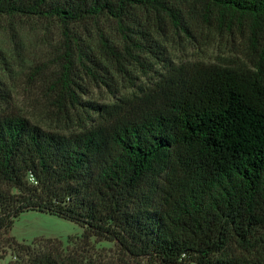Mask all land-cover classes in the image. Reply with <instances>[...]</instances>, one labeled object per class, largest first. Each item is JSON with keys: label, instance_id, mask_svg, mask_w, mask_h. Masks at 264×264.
<instances>
[{"label": "trees", "instance_id": "obj_1", "mask_svg": "<svg viewBox=\"0 0 264 264\" xmlns=\"http://www.w3.org/2000/svg\"><path fill=\"white\" fill-rule=\"evenodd\" d=\"M183 1L0 0V16L64 28L62 75L50 90L72 110L81 103L80 73L98 79L91 65L100 67L101 59H137L133 52L143 45L131 26L167 19L177 28L173 3ZM189 1L206 18L228 14L229 22L248 18L252 33L264 29V0ZM101 17L116 22L121 38L104 41L96 55L81 49L71 28ZM138 100L113 119L69 134L0 116V250L12 246L15 264H111L78 250L64 253L55 239L23 249L3 238L14 218L36 210L82 226L81 241H113L128 257L264 264V58L251 69L182 64Z\"/></svg>", "mask_w": 264, "mask_h": 264}, {"label": "rangeland", "instance_id": "obj_2", "mask_svg": "<svg viewBox=\"0 0 264 264\" xmlns=\"http://www.w3.org/2000/svg\"><path fill=\"white\" fill-rule=\"evenodd\" d=\"M173 6L180 15L177 28L167 19L157 24L155 19L153 22L150 19V27L131 26L134 33L130 35L143 45L142 51L133 52L139 56L137 59L129 63L121 58V64L115 62V57L112 63L101 59L100 67L91 65L101 75L98 79L83 74L85 70L79 72L81 78L77 81L81 89L77 92L81 103L72 110L60 105L50 90L52 81L62 75L64 28L46 19L0 16V116H22L45 130L69 134L121 115L139 102L142 90L155 87L170 68L196 64L251 69L259 58H264V29L256 28V34L252 33L248 18H235L232 22L228 14L222 21L215 20L213 14L206 18L202 8L189 0ZM71 29L83 40L81 49L94 51L96 55L103 53L99 48L104 41L117 43L121 38L116 22L104 17ZM140 30L149 33L148 36H141ZM95 105L104 108L92 110ZM83 231L74 222L28 210L14 218L3 238L13 237L23 249L42 248L47 239H55L64 253L78 250L86 259L96 258L104 263L168 264L128 257L120 253L113 241L96 236L81 241ZM3 242L4 239L0 240V244ZM5 249V252L0 250V264H15L12 246ZM230 250L240 253L237 248ZM171 264L198 263L183 257Z\"/></svg>", "mask_w": 264, "mask_h": 264}]
</instances>
